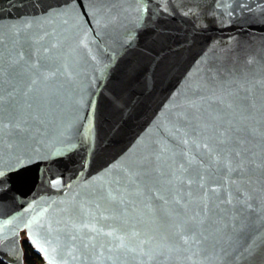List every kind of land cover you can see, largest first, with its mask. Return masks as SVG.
Instances as JSON below:
<instances>
[{
    "label": "water",
    "instance_id": "95a60500",
    "mask_svg": "<svg viewBox=\"0 0 264 264\" xmlns=\"http://www.w3.org/2000/svg\"><path fill=\"white\" fill-rule=\"evenodd\" d=\"M20 51L17 77L10 61ZM29 59L46 71L25 95L35 74ZM0 68V121L8 125L0 127L2 260L23 263L24 232L48 264H264V169L239 176L223 164L209 168L197 147L227 155L215 138L222 126L236 148L264 159V0H0ZM186 148L234 202L251 201L245 239L228 241L225 213L221 231L205 225L207 246H181L163 208L147 214L133 192L124 194L132 197L126 212L104 198L137 162L158 159L168 173ZM156 187L167 194V176ZM200 204L197 195L183 218ZM84 224L135 225L141 237L128 243L137 252L116 253L114 238ZM88 235L112 253L86 251ZM140 239L153 259L138 254ZM162 243L175 247L160 256Z\"/></svg>",
    "mask_w": 264,
    "mask_h": 264
},
{
    "label": "snow or ice",
    "instance_id": "6c2138e0",
    "mask_svg": "<svg viewBox=\"0 0 264 264\" xmlns=\"http://www.w3.org/2000/svg\"><path fill=\"white\" fill-rule=\"evenodd\" d=\"M17 59L14 62L10 61V67L17 77L22 76L23 73L16 71L17 67L25 62V53L20 51L17 53ZM27 65L34 70V75L26 85L25 95L31 92L32 86L37 83V76L44 75L46 69L38 60L29 59ZM5 72L0 68V83L4 81ZM14 86L9 89L8 102L11 103L15 99ZM5 103V97L0 95V105ZM187 119V116L181 117ZM8 125L0 121V127H7ZM215 138L218 145H223L230 148L227 155H222L223 149L215 146H210L208 143L197 145L198 148L206 150V155L210 157L209 168L213 165L220 166L223 164L224 170L228 173L236 172L239 176L247 172H251L253 168L264 169V159L259 162L252 160L243 151V146L236 148L235 145L239 141H235L230 135V129H225L222 126L215 130ZM183 144L187 146L189 140L185 138ZM183 158L181 162L175 167L173 171L165 173L162 168L158 166L159 160L153 158H145L137 162L128 170L121 178L115 180L116 188L113 192H108L104 197L113 205L122 206L126 212L127 205L131 202V196H125V193L133 192L143 203L147 214H155L159 209L165 210V218L170 221L174 229L173 235L178 238L181 246L191 247L193 245L207 246L209 236L206 233L205 225L211 222L216 231L219 232L220 221L225 220V213L230 217V222H225L223 230L229 242L234 240L245 239V233L248 227V216L254 210L251 201H246L244 204L234 202L232 193L224 189L219 183L211 179L209 172L202 170L203 164L196 161L195 157L189 158L187 148L181 153ZM176 163L175 161L173 162ZM167 176V189L165 194L160 188L156 187L161 183V180ZM230 184L235 185L236 179L229 177ZM193 185L200 190L199 193L193 191ZM239 199L243 200V193L237 190ZM197 195L200 196L201 204L200 210L194 212L190 218H183L187 215V208L192 200ZM221 204L228 205V208H220ZM170 205L174 207L169 208ZM102 215L103 219H109V216ZM215 217V219H213ZM114 219V217H111ZM83 229H86L89 234L102 235L109 238H114L116 244L114 245L116 253L123 251L137 252V249L129 246V239L136 240L141 237V232L136 229L135 225L131 229L117 230L111 225L110 230L105 231L103 227H97L96 224H84ZM129 233L131 235L129 236ZM96 235H88L84 240L83 248L88 249H106L107 252L112 253L113 247H106L105 245H97L95 243ZM32 244L37 248V251L43 252L45 249L41 248L37 241L29 237ZM75 239V237H73ZM215 242V241H213ZM148 239H140L139 252L141 256H147L149 260L153 259L152 250L145 249L149 245ZM175 245L162 243L159 250V255L164 256L170 252ZM103 255V251L100 252ZM111 258V257H109ZM119 259V256L116 257Z\"/></svg>",
    "mask_w": 264,
    "mask_h": 264
},
{
    "label": "built area",
    "instance_id": "2783aa9c",
    "mask_svg": "<svg viewBox=\"0 0 264 264\" xmlns=\"http://www.w3.org/2000/svg\"><path fill=\"white\" fill-rule=\"evenodd\" d=\"M29 241V240H28ZM23 252V250H22ZM26 255L31 260V264H48L47 261L43 259L39 251H37L32 243L29 241V245L26 249Z\"/></svg>",
    "mask_w": 264,
    "mask_h": 264
},
{
    "label": "trees",
    "instance_id": "16d2710c",
    "mask_svg": "<svg viewBox=\"0 0 264 264\" xmlns=\"http://www.w3.org/2000/svg\"><path fill=\"white\" fill-rule=\"evenodd\" d=\"M23 236L22 237H20V243H21V248H22V250H23V255H22V259H23V263L22 264H31V260L28 258V256L26 255V249H27V247H28V245H29V241H28V239L26 238V236H25V233L23 232ZM21 236V235H20ZM0 264H9V263H7L6 261H4V260H2L1 258H0Z\"/></svg>",
    "mask_w": 264,
    "mask_h": 264
},
{
    "label": "rangeland",
    "instance_id": "374dc122",
    "mask_svg": "<svg viewBox=\"0 0 264 264\" xmlns=\"http://www.w3.org/2000/svg\"><path fill=\"white\" fill-rule=\"evenodd\" d=\"M23 235H24L23 232H21V237H22Z\"/></svg>",
    "mask_w": 264,
    "mask_h": 264
}]
</instances>
